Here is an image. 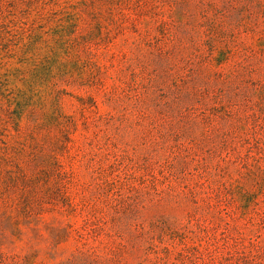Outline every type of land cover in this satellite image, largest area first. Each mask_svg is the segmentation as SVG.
Instances as JSON below:
<instances>
[{"label": "rangeland", "instance_id": "obj_1", "mask_svg": "<svg viewBox=\"0 0 264 264\" xmlns=\"http://www.w3.org/2000/svg\"><path fill=\"white\" fill-rule=\"evenodd\" d=\"M0 264H264V0H0Z\"/></svg>", "mask_w": 264, "mask_h": 264}]
</instances>
